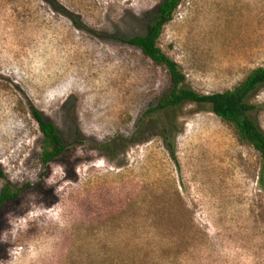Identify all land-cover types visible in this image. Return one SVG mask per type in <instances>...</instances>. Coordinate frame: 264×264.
Wrapping results in <instances>:
<instances>
[{"label": "rangeland", "instance_id": "374dc122", "mask_svg": "<svg viewBox=\"0 0 264 264\" xmlns=\"http://www.w3.org/2000/svg\"><path fill=\"white\" fill-rule=\"evenodd\" d=\"M162 1L0 0V192L21 189L0 210V264H113L135 249L143 264H264L259 153L187 103L173 158L163 114L146 116L171 77L126 40ZM159 44L187 87L233 89L264 67V0H185ZM28 101L71 144L49 165ZM249 101L264 129V86ZM114 139L109 157L99 145ZM172 243L180 257L154 262Z\"/></svg>", "mask_w": 264, "mask_h": 264}, {"label": "trees", "instance_id": "16d2710c", "mask_svg": "<svg viewBox=\"0 0 264 264\" xmlns=\"http://www.w3.org/2000/svg\"><path fill=\"white\" fill-rule=\"evenodd\" d=\"M183 1L185 0H163L158 5L154 16L149 20L145 34L126 40L129 44L140 49L156 65L166 68L171 77L170 89L160 98L155 107H151L146 112V116L157 112L163 114V121L159 122L161 135L171 156L176 158L175 140L179 131L176 115L173 114L174 110L187 103L208 106L213 113L233 129L241 142L252 146L259 153L264 169V129L252 118L251 113L257 107L249 101L250 96L264 86V67L252 70L233 89L223 92L203 94L187 87L186 73L174 59L163 51L159 44L165 26L173 20L178 7ZM27 106L29 113L38 123L39 130L43 135L40 143V160L44 165H49L58 158L65 156L71 144L62 138L56 124L49 120L31 101L27 102ZM140 122L143 123L144 118ZM138 128H141L140 123ZM99 148L106 151L110 157L112 156L111 154L114 155L120 149V141L119 139H114L110 142L102 143ZM0 175L5 178L2 173ZM262 183H264V176ZM20 193V188H16L12 182L6 180L0 192V210L10 201L17 199ZM154 251V262L164 259L162 255H157L164 251L165 258H168V260L177 256L180 257L182 253L178 245L176 246L174 243L169 246H157ZM143 252L142 249H135L131 251L129 259L124 261L118 259L119 261H115L113 264H143L141 261L145 263L146 259H150L151 263V255L146 254L144 256ZM171 254L176 257H172ZM169 263H172V261Z\"/></svg>", "mask_w": 264, "mask_h": 264}]
</instances>
